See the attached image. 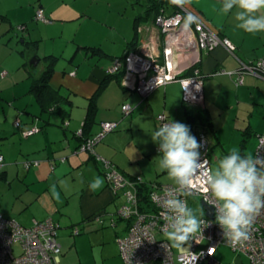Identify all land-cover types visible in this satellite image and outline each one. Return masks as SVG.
I'll return each instance as SVG.
<instances>
[{"label":"crops","instance_id":"1","mask_svg":"<svg viewBox=\"0 0 264 264\" xmlns=\"http://www.w3.org/2000/svg\"><path fill=\"white\" fill-rule=\"evenodd\" d=\"M147 3L144 4L148 9ZM185 7L236 45L235 55L219 46L212 51L201 50L198 59L192 62L187 61L188 56L184 53L174 55V63L178 68H184L183 75H190L194 67H199L205 74L203 107L183 102L179 81L167 83L143 96L114 77L108 79L111 58L127 51L128 43L136 33L135 18L143 14L134 16L129 11L116 22L97 11L95 1L94 5H89L81 0H40L38 6H28L38 23H22L26 32L21 38L27 45L21 50L23 57L13 50L6 59L1 58L12 47L0 42V119L5 116V122L0 121V155L4 157L0 170V216L27 226L47 217L55 220V210L64 215L67 212L70 216L73 214V219L84 223L93 220V224L94 219L101 217L105 226L109 221L117 227L124 221L116 217V212L125 199L107 185L102 165L92 153L79 150V131L92 102L97 106L94 134L101 130L103 121L119 122L117 130L107 133L96 144V155L113 161L123 172L147 183H175L167 171L160 168L162 153L156 151L158 144L152 140L153 133L159 128L156 117L160 113H165L170 121L187 125L189 109H197L191 112L194 115L189 127L193 135L202 134L215 140L223 157L232 149L240 150L244 138H247L246 156L252 157L256 153L258 134L264 133V76L243 71V82L238 84L237 72L242 63L252 65L264 57V32L250 34L239 29L238 9L222 12V0H190ZM39 8L47 22L35 18ZM177 8L168 3L165 12L172 14ZM256 15H264V10ZM188 16L186 13V18ZM155 17L156 14L141 19L136 48L142 46L155 52L162 49L161 29ZM66 24L75 27L67 29ZM87 47H99L102 52L96 53ZM47 55L58 57L50 83L71 101V105L67 104L68 116L58 111H44L31 91L34 79L47 66ZM26 57L27 61L24 60ZM31 57L40 58L39 63L45 62L37 76L29 69L30 65L35 66L29 65L28 58ZM61 62L64 64L59 67ZM105 80L108 82L103 84ZM124 104H130L132 111L124 112ZM12 116L14 123L9 126L7 120ZM18 121L19 126L16 125ZM201 122L204 123L199 124ZM119 127L122 131L117 133ZM142 131L150 134V141L142 139ZM123 132L129 135L121 144L119 136ZM253 136L256 137L254 142L251 141ZM155 157L159 159H155L152 170L138 164L143 158L154 161ZM26 161L38 164L28 168ZM87 166L90 167L84 173ZM74 172L79 180L67 184L65 178ZM96 177L102 178L103 184L92 191L89 185ZM52 185L56 186L58 198L50 191ZM55 221L62 228V221ZM81 232L80 229L79 234Z\"/></svg>","mask_w":264,"mask_h":264},{"label":"built area","instance_id":"2","mask_svg":"<svg viewBox=\"0 0 264 264\" xmlns=\"http://www.w3.org/2000/svg\"><path fill=\"white\" fill-rule=\"evenodd\" d=\"M177 7L172 14L165 12V8H161L156 17V23L162 34L161 50L155 52L141 46L127 51L124 55L112 59L108 73H122V84L143 96H147L167 83L179 81L182 85L183 102L203 107L205 74L199 67H194L192 74L183 75L184 68H178L174 63V55L184 53L188 56L187 61L192 62L198 59L201 50L212 51L219 46L225 47L229 53L235 55L236 45L228 37L213 30L186 7ZM186 13L196 17L195 21L186 25ZM37 18L48 21L42 9L37 11ZM240 67L241 69L237 72L238 84L243 82L241 76L244 72L264 76V57L252 65L242 63ZM123 110L129 113L132 111V106L124 104ZM157 120L160 127L171 123L165 113L158 114ZM16 125L19 126L20 122H16ZM118 125L117 121H103L101 130L83 141L80 149L94 154L102 165L110 189L116 194L123 191L126 197L125 203L116 212L119 220L127 222L125 233L117 238L124 264H223L216 258L217 249L221 245H227L240 255L247 256L249 264H264V209L254 217L248 239L233 246L226 241L222 228L215 221V209L210 203L211 193L203 191V186L197 177L193 178V184L196 187L191 190V195L199 196L202 202L212 206L214 213L210 217L204 208L205 214L201 220L208 224V227L204 228L202 225L201 228L204 229L196 234L199 243L193 240L190 242L191 246L174 248L164 236V226L167 221L163 216L164 209L161 201L166 198L169 191H174L177 185L155 186L149 192V201H145L140 196L135 183L123 175L114 162L95 153V145L107 133L117 129ZM34 130L37 128L35 127ZM81 134L82 130L79 131V135ZM258 140L254 159L264 161V133L259 134ZM201 158L207 162V167L212 169L209 150H206ZM3 161L4 157L0 155V170ZM33 164L37 165L38 162ZM177 195L188 205V198L191 195ZM100 221L103 222L101 217ZM116 224L113 220V225ZM59 227V223L52 217L34 220L27 226L15 219L0 216V264H61L59 256L61 243L57 239ZM74 233L79 234L80 229L75 228ZM209 251L212 255L208 254ZM241 264H243L242 260Z\"/></svg>","mask_w":264,"mask_h":264},{"label":"clouds","instance_id":"3","mask_svg":"<svg viewBox=\"0 0 264 264\" xmlns=\"http://www.w3.org/2000/svg\"><path fill=\"white\" fill-rule=\"evenodd\" d=\"M170 3L185 7L190 0H170ZM233 8L238 9L236 20L239 21V29L250 34L264 32V15H256L264 10V0H222V12L229 13ZM195 19L189 15L186 25ZM152 140L162 153L160 168L166 170L177 185L161 201L167 221L164 236L172 246H191L193 240L199 243L196 234L208 227L177 195H191V190L196 187L194 177L198 178L204 192L211 193L215 221L222 228L226 241L235 246L247 240L254 217L264 209V161L241 155L238 149H232L230 154L219 160L215 169L208 168L200 155L203 144L191 134L190 127L181 122L162 125L153 133ZM102 184V178L96 177L89 188L96 191ZM50 191L56 198L59 197L55 185ZM208 254L212 255V252Z\"/></svg>","mask_w":264,"mask_h":264},{"label":"rangeland","instance_id":"4","mask_svg":"<svg viewBox=\"0 0 264 264\" xmlns=\"http://www.w3.org/2000/svg\"><path fill=\"white\" fill-rule=\"evenodd\" d=\"M85 1L89 5H94L95 1V8L97 11L101 13L107 14L110 19L119 22L123 17H126V14L131 11L133 15L137 14H144L147 10L145 6V0H81ZM40 0H0V39L1 43L6 47L10 45L12 47L9 48L10 50H6V54L1 58L5 59L8 57L9 54L13 53V50H17V53L20 55L22 53V49L25 42H22V36L25 35V30L21 29L22 23H38L33 18L30 9L28 6L32 5L36 7L39 5ZM21 24V25H19ZM74 25V24H73ZM73 25H67V29L72 27ZM75 27V25H74ZM8 33H5L7 32ZM14 53L13 55H18ZM71 56V55H70ZM27 57L24 58V60ZM31 58H28V62L30 65ZM64 64L61 62L59 67ZM30 69L36 73V76L41 72V70L45 67V62L42 60L37 66H29ZM5 104V102H3ZM197 109H189L190 112H195ZM0 119L1 122H5V116L2 115ZM9 122V126L14 123L13 116L7 120ZM160 128V126H159ZM158 128V129H159ZM120 130L116 131L121 132L122 128L119 127ZM117 130V129H116ZM130 132V130H129ZM190 132L192 134L191 128ZM122 136H119V142L124 144L126 139H128V133L123 132ZM138 134V132H136ZM210 134V133H209ZM208 134V136H209ZM148 132H141L140 136L144 141H150L151 136ZM193 135V134H192ZM198 142L203 144V147L200 149V155L203 156L206 150H211L210 160L212 162V169H215L218 165L220 159L223 158L222 152L218 146H215V140L209 138H205V135L202 134H195ZM258 139V138H257ZM142 140V141H143ZM256 141V137L253 136L251 141ZM230 147V146H229ZM135 148V147H134ZM158 149V147H157ZM156 149V151H158ZM91 153L90 151H86ZM159 152V151H158ZM252 158H255V153L252 155ZM155 159H159L157 157L153 158L154 161H148L146 158L141 159L139 165L142 167H147L152 170V167L155 166ZM148 161V162H147ZM90 167L87 166L85 170ZM95 171L96 168H95ZM98 173V172H97ZM75 180H79L78 174L75 172L73 174H69L67 179L65 178V182L67 184L73 183ZM175 184V183H172ZM123 198L124 196L121 195ZM51 200L49 201V204ZM67 207V205L65 206ZM188 207L192 209L193 213L197 216L198 219H201V216L205 214V209L202 204V200L199 196L191 195L188 198ZM53 216L55 220H61L63 225L62 228H59V236H57L58 241L61 243V252L59 254L61 264H123V259L121 256V252L119 249L117 238L118 236L125 233V228L127 222H121L117 227L111 225V222H107L102 224L103 222L96 218L94 219V223L92 221H88L84 223L82 221L73 219L75 217L69 215V213L62 214L61 211L55 210ZM48 218V217H47ZM76 221V223H71ZM106 222V221H105ZM65 224V226H64ZM73 224V225H72ZM108 225V226H107ZM78 227L81 229V234L77 235L74 233V228ZM84 236V237H83ZM83 237V238H81ZM19 246H16V250L18 252ZM240 257L243 264H249V259L244 254H239L237 251L233 250L231 247L227 245H221L216 252V258L223 264H238L237 258Z\"/></svg>","mask_w":264,"mask_h":264},{"label":"trees","instance_id":"5","mask_svg":"<svg viewBox=\"0 0 264 264\" xmlns=\"http://www.w3.org/2000/svg\"><path fill=\"white\" fill-rule=\"evenodd\" d=\"M168 3H170V0H148V3H147V6H148L147 14L138 15L135 18L136 33H135L134 39L131 42L128 43V47L126 49L127 51H130L132 49H136V47H137V44H138V40L137 39H138V36H139L138 35V31H137V27H138V24L141 23V19L142 18L146 19V18H148L149 15H153L154 16V14H156V17H157L158 14L161 11V8H166ZM39 9H41V8H39ZM37 11H36V14H35V18L37 20H39L37 18ZM25 28H26L25 24H22L21 25V29H25ZM87 48L91 49L93 52H96V53H101L102 52L101 48H99V47H87ZM57 58L58 57L55 56V55H47L45 57L47 66L45 67V69L43 70V72L41 73V75L39 77H36L34 79L33 84H32V87H31V91L35 94L36 99L39 101V103L42 106V108H43L44 111H50V112L58 111L62 115L68 116L69 115V109H67V107L69 105H67V104H70L71 105V101L69 100V98L67 96L63 95L60 91L55 90L54 88H52L51 87V83H50L51 82V78H52L53 73H54V70H55V64L57 62ZM113 58H111V61H112ZM191 73H192V71L189 72V74H191ZM113 77L116 78L119 82H121L122 73L119 72V73H116V74H109V78L108 79L111 80ZM107 82H108V80H105V81H103V84H105ZM96 110H97V106H96L95 103L92 102L90 104V107L88 108V111H87V114H86V117H85V120H84V125L82 127V134L79 135V138L81 140V143L79 145V150H81L80 149V146H81V144H82L83 141H85L89 137H91V136H93V135L96 134V133L94 134L92 132L93 126L97 123V121L95 119ZM193 115L194 114L191 113V112L188 113V119L189 120L187 122V126H191V124L193 122V121H191V118L193 117ZM64 122L65 121L63 119V123ZM203 123L204 122H201L199 124H203ZM159 126H160V124H159ZM259 134H262V133H259ZM259 134H258V136H259ZM246 141H247V138H244L243 139V142L244 143H242L241 149L239 150L240 153H241V155H245V156H246V153H245ZM258 143H259V140L257 142V146H258ZM215 144H216L215 146H219V143L216 142ZM256 149H257V147H256ZM81 151H83V150H81ZM86 151H88V150H86ZM230 152H225L224 155L226 156V155L230 154ZM92 155L94 156V154H92ZM210 155H211V150H209V157H210ZM255 155H256V153H255ZM96 161H98V160L96 159ZM28 163H30V162L29 161L28 162L26 161V167L30 168V166H33V162L30 163L31 164L30 166L27 165ZM118 170L123 175H125L126 177H128L132 182L135 183V186L138 189L140 196H142V198L145 201H149L148 200L149 192H150V190H152L153 187L158 186V185H161V184H172V183H161L159 181H152L151 183H147V182H144L142 178H141V180H138L139 178H137V176L128 175L125 171L123 172V170L120 169V168H118ZM102 173L104 174L103 169H102ZM104 179L106 180L105 174H104ZM117 194L123 195L124 196V199L126 201V197L123 194V191H120ZM125 201H124V203H125Z\"/></svg>","mask_w":264,"mask_h":264},{"label":"water","instance_id":"6","mask_svg":"<svg viewBox=\"0 0 264 264\" xmlns=\"http://www.w3.org/2000/svg\"><path fill=\"white\" fill-rule=\"evenodd\" d=\"M39 61H40V58H38V57H33L32 60L30 61V64L36 66V65L39 63ZM202 204H203L204 208L206 209V214H207L208 216L212 217V216H213V213H214V211H213V207L210 206V205H208V204L205 203V202H202ZM236 261H237L238 264H241V258H240V257H238Z\"/></svg>","mask_w":264,"mask_h":264},{"label":"bare ground","instance_id":"7","mask_svg":"<svg viewBox=\"0 0 264 264\" xmlns=\"http://www.w3.org/2000/svg\"><path fill=\"white\" fill-rule=\"evenodd\" d=\"M57 236H58V232H57ZM61 261V260H60Z\"/></svg>","mask_w":264,"mask_h":264}]
</instances>
